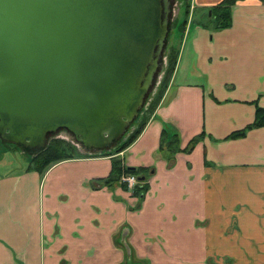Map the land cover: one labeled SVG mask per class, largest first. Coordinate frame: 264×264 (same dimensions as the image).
Listing matches in <instances>:
<instances>
[{"label":"crops","instance_id":"obj_1","mask_svg":"<svg viewBox=\"0 0 264 264\" xmlns=\"http://www.w3.org/2000/svg\"><path fill=\"white\" fill-rule=\"evenodd\" d=\"M223 1L194 0L164 98L116 157L144 171V199L102 183L113 157L0 175V264H264V128L229 139L264 109V4L238 2L218 30Z\"/></svg>","mask_w":264,"mask_h":264},{"label":"water","instance_id":"obj_2","mask_svg":"<svg viewBox=\"0 0 264 264\" xmlns=\"http://www.w3.org/2000/svg\"><path fill=\"white\" fill-rule=\"evenodd\" d=\"M180 2L0 0V140L31 152L61 131L93 153L122 142L158 86Z\"/></svg>","mask_w":264,"mask_h":264},{"label":"trees","instance_id":"obj_3","mask_svg":"<svg viewBox=\"0 0 264 264\" xmlns=\"http://www.w3.org/2000/svg\"><path fill=\"white\" fill-rule=\"evenodd\" d=\"M244 0H224L219 5L213 7L211 9L212 13V21L215 23V28L218 30H223L230 28L232 26V10L233 7L238 3ZM264 4V0H260ZM180 10L179 16L176 20L173 21V28L178 29L179 32H183V35L178 42V45H174L171 43V46L167 48V67L164 71L163 79L159 85V87L153 92V96H150L147 101V108L142 110L139 119L134 127L135 130L130 132V134L120 143L116 144L110 150H106L105 152H96L93 153L91 150H85L86 154L83 155L79 152V149L75 147L71 142L60 138H53L50 140L48 147L40 152H31L29 149H25L23 147L18 146H10L6 143H3L8 149H18L25 154L30 156V165L27 171H35L40 175H44L51 167L54 165L76 159L81 158V156H102V157H113L112 162V170L107 179H105L102 183H104L107 187L113 188L116 186H121L125 190L128 191L127 185L121 182V179L124 175H133L138 179V184L133 190V196L138 197L140 201H142L146 195V192L149 190L147 180L143 176V170H137L130 168L123 162L122 159L116 158L120 156V154L129 148L131 145L135 143V141L140 137L150 119L156 112L157 108L161 104L166 90L170 84L172 76L174 74L179 54H180V44L181 40L184 37L185 28L187 23L190 20L191 10L189 5V0H185V5ZM172 38V33L169 34L168 44ZM173 41V40H172ZM264 128V109L257 108L255 122L250 125L245 130L236 132L232 134L229 139H239L243 138L247 135V133L251 130ZM169 137L168 128H164L163 134L161 137V152L164 156L169 160L173 161L174 156L181 152L179 149V141L178 136L175 135L172 141H167ZM196 140L192 141L189 146L184 150L186 153H191L195 147Z\"/></svg>","mask_w":264,"mask_h":264},{"label":"rangeland","instance_id":"obj_4","mask_svg":"<svg viewBox=\"0 0 264 264\" xmlns=\"http://www.w3.org/2000/svg\"><path fill=\"white\" fill-rule=\"evenodd\" d=\"M191 2H192V0H191ZM181 6H182V3H181ZM184 8L185 7H183V10H184ZM180 9H181V7H180ZM179 14H180V10H178V8L175 6L174 12H173V18H175V20H176V18L179 16ZM209 16H211L210 12H209ZM190 17L192 19V16H190ZM172 28H173V26L170 27V33H172V38L170 40V43L167 46L168 51H169V48L171 46L172 40H173V42L177 43L183 35V32H179L178 29L172 30ZM165 63L166 62H164V65L166 68ZM165 68L163 67V70ZM160 80H161V76L159 77V83H158L157 88L159 87V85L162 81V80L161 81ZM150 96H153V93ZM135 128L136 127H134L132 129V131L135 130ZM59 138L67 140L68 142H71L75 147H77V148L79 147L78 149L81 151L84 150L82 145H78L76 142H74L73 137L71 135H69L68 132H66V131L65 132L61 131ZM10 146H12V145H10ZM83 152H85V150ZM29 160H30L29 155H26L24 152H22L18 149L10 150L3 143L0 142V175H11V174H16L18 172H23V171L27 170L29 168V165H30Z\"/></svg>","mask_w":264,"mask_h":264},{"label":"built area","instance_id":"obj_5","mask_svg":"<svg viewBox=\"0 0 264 264\" xmlns=\"http://www.w3.org/2000/svg\"><path fill=\"white\" fill-rule=\"evenodd\" d=\"M190 7L192 13L195 9L194 0H192V2L190 3ZM121 182L125 183L127 185L128 191L133 194V190L138 184V179L133 175H124L121 179Z\"/></svg>","mask_w":264,"mask_h":264},{"label":"flooded vegetation","instance_id":"obj_6","mask_svg":"<svg viewBox=\"0 0 264 264\" xmlns=\"http://www.w3.org/2000/svg\"><path fill=\"white\" fill-rule=\"evenodd\" d=\"M174 7H175V6H174ZM176 7H177L178 10H179V7H178L177 5H176ZM173 12H174V10H172V14H173ZM172 14H171V15H172ZM174 20H175V18L172 19V22H173ZM166 54H167V53H166ZM165 62H166L165 64H166V67H167V57H166V56H165ZM164 68H165V65H164ZM165 69H166V68H165ZM165 69L163 70V72H162V74H161V80L163 79ZM161 80H160V81H161ZM0 142L2 143L1 140H0ZM82 147H83V146H82ZM83 149H84V150H87V149H85L84 147H83ZM10 150H11V149H10ZM12 150H14V149H12ZM128 192H129V191H128ZM131 194H132V193H131ZM132 195H133V194H132Z\"/></svg>","mask_w":264,"mask_h":264}]
</instances>
